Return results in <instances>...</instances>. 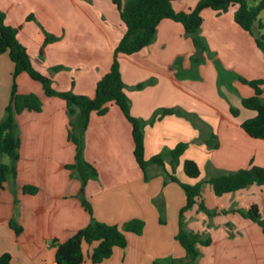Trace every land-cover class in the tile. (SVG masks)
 <instances>
[{"label":"crops","instance_id":"obj_1","mask_svg":"<svg viewBox=\"0 0 264 264\" xmlns=\"http://www.w3.org/2000/svg\"><path fill=\"white\" fill-rule=\"evenodd\" d=\"M199 1L188 0L184 4L175 1L173 7L177 12H185L195 8ZM249 4L256 3L249 0ZM69 6L73 11V15L68 13L71 19L66 12H59V9L70 12ZM237 9L238 6H232L223 13L212 9L202 12L200 36L209 48L210 57L206 54V62L194 74L191 63L194 44L186 36L183 25L170 19L160 23L150 46L133 55L118 57L134 117L149 121L160 108L180 107L197 114L218 136L217 149L204 142L197 143L200 131L191 121L177 115H168L154 125L145 126L146 159L162 154L166 172L184 183L194 185L252 166L264 168V140L254 139L242 129L244 121L257 115L242 103L255 91L238 79L240 76L249 81H264V51L235 21ZM0 10L6 13L9 25L20 29L19 41L27 47L33 66L52 78L58 91L95 96L96 85L109 71L115 48L126 32L112 0H0ZM30 16L36 21H28ZM44 17H55L62 32L41 27L38 22H45ZM92 20L99 23L97 35L92 31L95 26H90ZM260 21L264 25L262 18ZM42 28L60 39L47 45L44 52L46 36ZM184 54H187L185 58ZM182 58L185 60L179 73L185 69L190 75L178 77L177 59ZM216 60L227 71L224 79L220 77ZM61 65L86 73L74 77L52 70ZM13 71L9 55L0 54V121L5 118L11 99ZM146 81L149 85L144 89L135 88ZM17 83L20 93L37 95L43 107L41 112L25 110L16 117L20 158L16 178L6 184L0 196V255L11 254L13 264H57L51 241H67L91 222L80 198L83 192L93 207L94 218L100 222L121 228L133 219L145 222L141 235L127 232V247L115 248L112 257L101 264H155L156 261L170 264L172 259L185 258L186 250L176 236L180 211L187 203L186 193L179 184L167 181L166 174L156 165L148 169L150 179L145 180L134 156L132 126L121 109L112 105L105 116L91 114L84 134V159L96 169L98 178L89 180L82 191L79 175L73 177L67 168L75 164L77 151L69 140L66 102L59 97H48L42 85L26 73L18 77ZM232 108L239 111L237 116L232 114ZM183 142L189 146L174 171L171 152ZM186 160L197 162L200 178L186 176ZM25 186H34L38 191L34 195L25 194ZM13 189L20 201L18 205ZM203 195L207 196L205 202L210 209H249L256 204L264 214V192L257 185L218 197L220 202H216L212 186L205 183ZM157 199L164 206L165 224L160 222ZM198 209L197 205L186 213V228L201 234V227L193 220ZM13 218L23 227L19 236L10 227ZM242 223L238 228L241 237L234 243L228 239L224 252L219 251L220 238L209 237L215 257L206 256L203 264L208 260L211 264H264L262 229L248 219ZM95 246L84 244V264H94L91 252ZM199 259L200 256L193 264Z\"/></svg>","mask_w":264,"mask_h":264},{"label":"trees","instance_id":"obj_2","mask_svg":"<svg viewBox=\"0 0 264 264\" xmlns=\"http://www.w3.org/2000/svg\"><path fill=\"white\" fill-rule=\"evenodd\" d=\"M117 8L120 19L126 28V32L114 51V58L109 71L98 81L95 96L79 95L73 91H58L54 86V81L47 75L39 72L32 63L31 56L27 47L19 41V28H15L7 23V15L0 10V54H8L14 64L13 87L11 99L5 110V118L0 121V196L6 184L15 179L17 175V162L20 158L21 140L18 134L16 117L23 111L41 112L43 103L35 94H22L18 90V77L26 73L31 79L39 82L48 97H59L67 104L70 119L69 140L76 146V161L67 168L76 171L82 182V191L91 179H97L96 169L84 159V134L89 127L92 113L105 116L109 113L112 105L118 106L126 119L132 126L134 141V156L137 164L143 171L145 180L150 179L148 169L156 165L160 167L167 176V181L179 184L186 193L187 203L181 209L179 221L180 229L176 240L186 250V257L183 259L171 260L170 264H193L200 256V247H210L213 243L211 238L204 239L200 233L189 231L186 228V213L198 205L199 209L208 216L218 215L217 210H210L203 200V185L210 184L217 197L231 194L247 189L252 185H258L264 192V168L252 166L249 169L237 172L223 173L212 177L204 182L194 185L184 183L174 174L166 172L165 157L162 154L153 156L150 159L145 157V133L146 125H154L157 121L168 115H177L191 121L200 131L197 143H205L211 149L219 147L218 136L212 128L202 120L197 114L190 113L184 109L160 108L156 110L149 121L136 118L131 113V100L126 93V84L121 72L119 55H133L144 48L150 46L157 37V30L160 23L165 19L173 20L183 25L185 34L191 38L195 53L191 56L193 66L192 74L197 67L203 65L210 51L205 40L200 36L203 25L202 12L205 9L223 13L227 12L232 6H238L235 13V21L256 40L257 46L264 51V28L260 21V15L264 11V0H251L256 3L254 6L249 4V0H200L195 8L189 11L177 12L173 4L177 0H112ZM28 21H36L34 16L28 17ZM42 27V26H41ZM44 30V28H42ZM46 39L42 47V52L47 45L59 41L60 39L44 30ZM179 62V61H178ZM177 62V71L180 65ZM216 65L221 79H224L227 71L221 66L219 60ZM65 69L64 66H55L52 70L59 73ZM242 83L249 85L255 91L250 98L243 99V107L255 111L254 118L243 122L242 129L254 139L264 140V90L263 80L249 81L239 76ZM74 84V82H73ZM149 85V81L139 83L136 89L142 90ZM234 116L239 114L237 109L232 108ZM189 143H179L171 152V165L173 170L179 166L181 157L187 150ZM184 172L189 179H198L201 176V169L197 162L186 160L184 162ZM38 189L34 186H25V194H36ZM83 207L91 216L90 224L78 231L67 241L53 239L51 247L55 249L57 264H84L85 252L84 244L94 245L91 252V260L94 264H101L112 257L114 249L126 248L128 240L126 233L141 235L145 228V222L141 219H133L124 224L121 228L118 225L100 222L94 218L93 207L85 198L83 192L80 195ZM161 218L160 222L165 224L164 206L162 200L157 199ZM227 212V211H223ZM243 218L259 225L264 233V214L256 204L247 210H232ZM10 227L16 235L23 233V227L15 218L10 221ZM0 264H13L12 256L9 253L0 255ZM155 264H163L156 261Z\"/></svg>","mask_w":264,"mask_h":264},{"label":"rangeland","instance_id":"obj_3","mask_svg":"<svg viewBox=\"0 0 264 264\" xmlns=\"http://www.w3.org/2000/svg\"><path fill=\"white\" fill-rule=\"evenodd\" d=\"M127 1L128 0H124V2H127ZM187 1L188 0H177V3L184 4ZM68 8H69L70 12L62 10V9H59V12L64 11V12L67 13V15H69V14L73 15L72 7L69 6ZM70 15H69V18L71 19ZM261 18H262V20L264 22V11L262 12V15L260 16V19ZM43 20L45 21L43 23H46V24L38 22L39 25H41L43 27H47L51 31L53 29V31H58L59 33L62 32L61 23L60 22H55V20H57V19H55V17H53V18L52 17L51 18L44 17ZM77 20L78 19H76V21ZM119 20H120V18H119ZM77 23H79V20L77 21ZM89 23H90L91 27L95 26V28H93V29L91 28L92 31H93V34H94V32H96L97 29H98L97 25H99V23H98V21L96 22V20H92V22H89ZM262 32L264 33V30L261 31V33ZM96 35H97V32H96ZM58 46H61V45H58ZM186 56H187V54H184V58ZM184 60L185 59L182 58L178 62V59H177L178 65H181L182 62H184ZM64 67H65V69L63 71H61V72H63L64 74H67V75H72L74 77H78V76H81L82 74L86 73V72L80 70L79 68H74L72 66L68 67V66L64 65ZM189 75L190 74L185 69H181V73H179V71H177V76L178 77H180V76H189ZM71 175L74 177V175H77V172L76 171H71ZM10 183H12L11 185H13V186H15V184H16V183H14V181H11ZM23 192H24V188H23ZM12 193L14 195L15 203L18 205L20 203V201L17 200V193L15 192L14 189H13ZM206 197H207L206 195H205V197L203 195L204 202H205V198ZM216 198H217V199H215L216 202H220L219 201L220 199H218V197H216ZM205 205L207 206L208 209H210L206 202H205ZM210 210H217L219 212V214L215 215V216H208L205 212H203L202 210L198 209L197 214H196V216H195V218L193 220H194L196 225L201 227L200 232H201V235L203 236L204 239H207L209 237H212V239L220 238L219 251L221 250V251L224 252L226 250L225 249L226 244L229 243L228 239L231 240V242L234 243L236 241V239L241 237L242 234H240L241 231L238 228L243 226L242 222H246V219L243 218L240 214L232 213L230 211H232V210H247V209H243V208L242 209H236V208L216 209L215 208V209H210ZM223 211H227V212L225 213ZM235 214L240 215V217H236ZM205 222H206L207 225L205 224ZM257 226H259V225H257ZM203 248H205V249H203ZM200 250H201V252H200L201 255H200V259L197 261V264H203L202 263L203 258H205L208 255L215 257V254L212 253V252H215V251L211 247H202ZM204 264H211V260H208L207 263H204Z\"/></svg>","mask_w":264,"mask_h":264}]
</instances>
